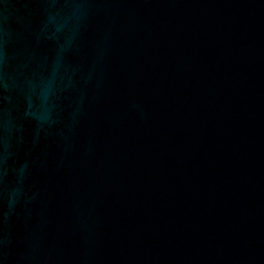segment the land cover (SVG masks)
Listing matches in <instances>:
<instances>
[{
    "label": "water",
    "instance_id": "obj_1",
    "mask_svg": "<svg viewBox=\"0 0 264 264\" xmlns=\"http://www.w3.org/2000/svg\"><path fill=\"white\" fill-rule=\"evenodd\" d=\"M0 264H264V0H0Z\"/></svg>",
    "mask_w": 264,
    "mask_h": 264
}]
</instances>
